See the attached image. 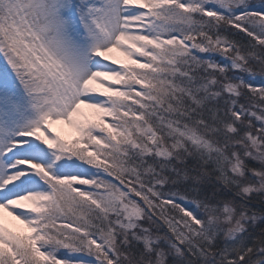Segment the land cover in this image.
<instances>
[{
	"label": "snow or ice",
	"instance_id": "obj_1",
	"mask_svg": "<svg viewBox=\"0 0 264 264\" xmlns=\"http://www.w3.org/2000/svg\"><path fill=\"white\" fill-rule=\"evenodd\" d=\"M0 264H264V0H0Z\"/></svg>",
	"mask_w": 264,
	"mask_h": 264
},
{
	"label": "rangeland",
	"instance_id": "obj_2",
	"mask_svg": "<svg viewBox=\"0 0 264 264\" xmlns=\"http://www.w3.org/2000/svg\"><path fill=\"white\" fill-rule=\"evenodd\" d=\"M115 57H117L118 59H123V57L121 56V54L119 52H113V54ZM56 130H59L61 132V134L66 138L69 139L74 135V130L72 128H70L68 125L66 124H59L55 126ZM16 222H13V224H15Z\"/></svg>",
	"mask_w": 264,
	"mask_h": 264
}]
</instances>
